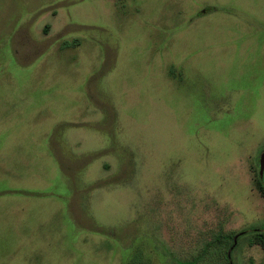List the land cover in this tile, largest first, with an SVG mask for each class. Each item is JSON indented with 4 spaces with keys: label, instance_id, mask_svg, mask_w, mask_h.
Returning a JSON list of instances; mask_svg holds the SVG:
<instances>
[{
    "label": "rangeland",
    "instance_id": "1",
    "mask_svg": "<svg viewBox=\"0 0 264 264\" xmlns=\"http://www.w3.org/2000/svg\"><path fill=\"white\" fill-rule=\"evenodd\" d=\"M263 153L264 0H0V264H264Z\"/></svg>",
    "mask_w": 264,
    "mask_h": 264
},
{
    "label": "trees",
    "instance_id": "2",
    "mask_svg": "<svg viewBox=\"0 0 264 264\" xmlns=\"http://www.w3.org/2000/svg\"><path fill=\"white\" fill-rule=\"evenodd\" d=\"M258 188L261 195L264 197V182L262 180L258 181ZM244 238L248 240L250 246H260L264 250V230H254ZM208 249H210V247H208Z\"/></svg>",
    "mask_w": 264,
    "mask_h": 264
},
{
    "label": "water",
    "instance_id": "3",
    "mask_svg": "<svg viewBox=\"0 0 264 264\" xmlns=\"http://www.w3.org/2000/svg\"><path fill=\"white\" fill-rule=\"evenodd\" d=\"M263 176H264V153L261 156L260 180L263 179ZM243 234H241V235H243ZM237 239H238V237L235 239V245L237 244Z\"/></svg>",
    "mask_w": 264,
    "mask_h": 264
}]
</instances>
